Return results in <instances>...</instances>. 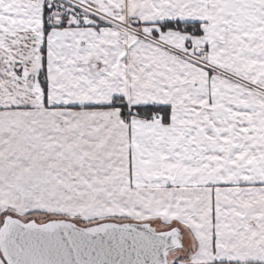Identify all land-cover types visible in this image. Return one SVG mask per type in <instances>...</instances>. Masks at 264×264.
<instances>
[{
	"label": "snow or ice",
	"instance_id": "snow-or-ice-1",
	"mask_svg": "<svg viewBox=\"0 0 264 264\" xmlns=\"http://www.w3.org/2000/svg\"><path fill=\"white\" fill-rule=\"evenodd\" d=\"M0 264H264V0H0Z\"/></svg>",
	"mask_w": 264,
	"mask_h": 264
}]
</instances>
